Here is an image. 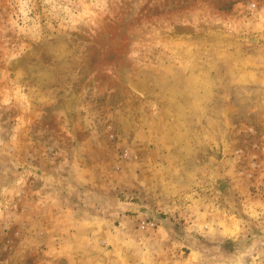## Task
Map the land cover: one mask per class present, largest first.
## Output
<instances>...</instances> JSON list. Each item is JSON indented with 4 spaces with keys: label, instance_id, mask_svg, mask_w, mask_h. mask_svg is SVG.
<instances>
[{
    "label": "rangeland",
    "instance_id": "1",
    "mask_svg": "<svg viewBox=\"0 0 264 264\" xmlns=\"http://www.w3.org/2000/svg\"><path fill=\"white\" fill-rule=\"evenodd\" d=\"M0 264H264V0H0Z\"/></svg>",
    "mask_w": 264,
    "mask_h": 264
}]
</instances>
